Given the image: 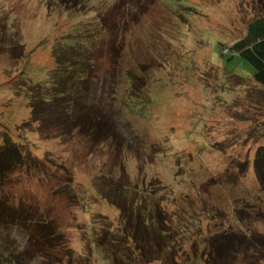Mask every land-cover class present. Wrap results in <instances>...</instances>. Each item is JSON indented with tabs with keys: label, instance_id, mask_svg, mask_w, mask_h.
Returning <instances> with one entry per match:
<instances>
[{
	"label": "rangeland",
	"instance_id": "obj_1",
	"mask_svg": "<svg viewBox=\"0 0 264 264\" xmlns=\"http://www.w3.org/2000/svg\"><path fill=\"white\" fill-rule=\"evenodd\" d=\"M259 16L264 0H0V147L20 151L0 197L52 224L0 230V264H264V87L220 53ZM96 119L117 138L90 137Z\"/></svg>",
	"mask_w": 264,
	"mask_h": 264
},
{
	"label": "trees",
	"instance_id": "obj_2",
	"mask_svg": "<svg viewBox=\"0 0 264 264\" xmlns=\"http://www.w3.org/2000/svg\"><path fill=\"white\" fill-rule=\"evenodd\" d=\"M86 52H89L93 49L86 47ZM88 53V54H89ZM92 53V52H91ZM221 55L226 57V60L237 59L246 62L252 68V78L253 80L264 87V16H259L251 20L246 27V32L243 37L236 39L231 43L230 46H223L220 48ZM85 55V54H84ZM86 62L81 61V63L77 65H71L70 74L75 75L77 70H82L86 75L92 76V72L87 71V67H85ZM230 71V70H229ZM80 77V76H79ZM89 78V77H88ZM74 92H77L76 95L84 96L86 98V93L84 90L76 84V88ZM69 95L67 99L66 109L71 107L73 96ZM86 96V97H85ZM32 101L31 110L32 115L36 116L38 110V106ZM43 102H46L43 100ZM63 104V101H62ZM97 126L99 129L94 132H87L90 137L96 138L95 140H100L104 142H109L107 140L108 137L117 138V134L111 130L106 129V123H102V121L96 119ZM87 128V125L83 123V127ZM84 127V129H86ZM88 130V128H87ZM91 130V129H90ZM85 134V133H84ZM95 135V136H94ZM98 135V136H97ZM119 137V136H118ZM114 140V139H113ZM111 142V141H110ZM120 142V141H117ZM262 147L257 149L256 156L254 158V170L258 179V183L260 185L261 190L264 191V149L261 150ZM10 149H15V152H20L16 146H14L9 139H4L3 145L0 147V180L1 174H3L7 169H11L13 163H15L16 155H13ZM20 154V153H19ZM261 154V155H260ZM112 203L114 201H111ZM115 203V202H114ZM264 218V214H261ZM51 222L46 219V222L42 219V217L38 216L31 207L24 206H13L10 205L7 198L5 196L0 197V230L8 229L10 227H24L27 230H33L37 236H44L40 231H45V234L50 232ZM245 236V235H244ZM224 237V236H223ZM247 237V236H246ZM250 239V244H254L257 246V250L259 252L260 260L264 259V234L263 233H253L252 237H247ZM231 239V238H230ZM242 239H240L239 244H241ZM244 242L248 243L246 240ZM231 244V240L229 242ZM261 246V249L259 248ZM259 248V249H258Z\"/></svg>",
	"mask_w": 264,
	"mask_h": 264
}]
</instances>
